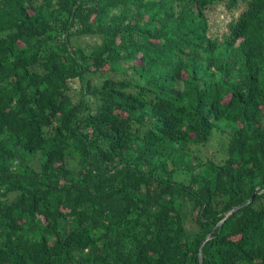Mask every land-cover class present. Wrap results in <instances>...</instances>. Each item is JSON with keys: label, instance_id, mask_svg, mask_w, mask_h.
Instances as JSON below:
<instances>
[{"label": "trees", "instance_id": "trees-1", "mask_svg": "<svg viewBox=\"0 0 264 264\" xmlns=\"http://www.w3.org/2000/svg\"><path fill=\"white\" fill-rule=\"evenodd\" d=\"M0 264H264V0H0Z\"/></svg>", "mask_w": 264, "mask_h": 264}, {"label": "rangeland", "instance_id": "rangeland-1", "mask_svg": "<svg viewBox=\"0 0 264 264\" xmlns=\"http://www.w3.org/2000/svg\"><path fill=\"white\" fill-rule=\"evenodd\" d=\"M226 18H227L226 13L223 10H221L219 7H216L210 13V21L213 24V26L219 27L221 25L220 28H222L223 27L222 24L224 23ZM74 40L81 43L82 37H74Z\"/></svg>", "mask_w": 264, "mask_h": 264}, {"label": "clouds", "instance_id": "clouds-1", "mask_svg": "<svg viewBox=\"0 0 264 264\" xmlns=\"http://www.w3.org/2000/svg\"><path fill=\"white\" fill-rule=\"evenodd\" d=\"M69 85H71L73 88H76L77 81L76 80H72V81H70Z\"/></svg>", "mask_w": 264, "mask_h": 264}, {"label": "water", "instance_id": "water-1", "mask_svg": "<svg viewBox=\"0 0 264 264\" xmlns=\"http://www.w3.org/2000/svg\"><path fill=\"white\" fill-rule=\"evenodd\" d=\"M236 209H237V208H233V210H236ZM231 212H232V211H230V212L228 213L227 216H229V215L231 214ZM219 224H220V223H219ZM208 237H209V235H207V237L205 238V240L208 239ZM199 255H200V253H199Z\"/></svg>", "mask_w": 264, "mask_h": 264}]
</instances>
